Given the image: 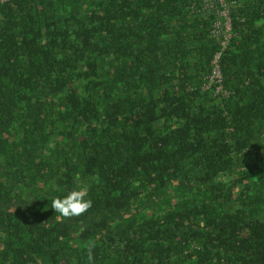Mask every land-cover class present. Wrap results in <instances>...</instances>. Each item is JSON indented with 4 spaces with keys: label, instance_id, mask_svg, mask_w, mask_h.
<instances>
[{
    "label": "trees",
    "instance_id": "16d2710c",
    "mask_svg": "<svg viewBox=\"0 0 264 264\" xmlns=\"http://www.w3.org/2000/svg\"><path fill=\"white\" fill-rule=\"evenodd\" d=\"M226 2L224 49L204 0L0 4V264H264V0Z\"/></svg>",
    "mask_w": 264,
    "mask_h": 264
},
{
    "label": "built area",
    "instance_id": "2783aa9c",
    "mask_svg": "<svg viewBox=\"0 0 264 264\" xmlns=\"http://www.w3.org/2000/svg\"><path fill=\"white\" fill-rule=\"evenodd\" d=\"M7 0H0V4ZM204 14H215L217 18H215L211 34L214 38L223 37L221 43L223 45V49L226 48L229 44L230 39L232 38V20L230 14V7L226 0H204L203 5ZM223 49L216 53L213 64L214 69L212 74L209 76V80L204 84L203 89L207 90L212 87L214 83L222 82V74L220 69V60ZM192 89V87H190ZM227 89L224 88L222 84L216 87V93H221L223 96L229 95Z\"/></svg>",
    "mask_w": 264,
    "mask_h": 264
},
{
    "label": "clouds",
    "instance_id": "9594fccd",
    "mask_svg": "<svg viewBox=\"0 0 264 264\" xmlns=\"http://www.w3.org/2000/svg\"><path fill=\"white\" fill-rule=\"evenodd\" d=\"M86 192L84 185L70 187L61 196L51 199V207L55 213L65 218L79 216L92 206V201L86 199Z\"/></svg>",
    "mask_w": 264,
    "mask_h": 264
},
{
    "label": "rangeland",
    "instance_id": "374dc122",
    "mask_svg": "<svg viewBox=\"0 0 264 264\" xmlns=\"http://www.w3.org/2000/svg\"><path fill=\"white\" fill-rule=\"evenodd\" d=\"M257 150L258 149H253L251 150V157L249 158L250 161L248 160V163H247V168H251V170H255L256 167H259V166H263L264 165V162L261 164L259 163L260 161V155L263 153L262 151H259L257 153ZM260 164V165H259Z\"/></svg>",
    "mask_w": 264,
    "mask_h": 264
}]
</instances>
